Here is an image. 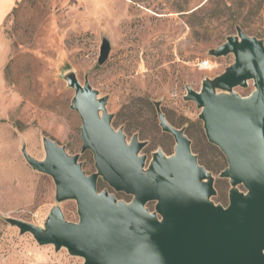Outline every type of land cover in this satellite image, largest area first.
Listing matches in <instances>:
<instances>
[{
  "label": "rangeland",
  "instance_id": "obj_1",
  "mask_svg": "<svg viewBox=\"0 0 264 264\" xmlns=\"http://www.w3.org/2000/svg\"><path fill=\"white\" fill-rule=\"evenodd\" d=\"M264 43V0H21L0 27V264H82L83 258L40 245L6 221L15 217L43 226L59 205L77 221L74 200L57 202L52 177L33 169L22 147L36 159L45 155L48 136L69 154H79L83 170L95 171L92 153L80 152V118L70 108L74 90L66 76L87 79L107 96L112 125L129 139L146 141L141 153L150 159L160 148L173 153L174 138L161 130L155 102L166 119L183 127L191 150L215 176L216 203L226 205L230 187L218 173L227 165L219 148L208 142L200 109L185 100L186 86L198 90L233 62V54L215 57L209 50L236 33V26ZM110 44L99 64L100 45ZM206 61V62H205ZM202 62V63H201ZM201 63V64H200ZM254 86L233 90L248 95ZM106 188L119 199L131 196ZM243 190L241 185L238 186ZM153 209V203L147 204Z\"/></svg>",
  "mask_w": 264,
  "mask_h": 264
},
{
  "label": "water",
  "instance_id": "obj_2",
  "mask_svg": "<svg viewBox=\"0 0 264 264\" xmlns=\"http://www.w3.org/2000/svg\"><path fill=\"white\" fill-rule=\"evenodd\" d=\"M235 29L209 50L215 57L231 53L233 62L213 78H203L200 89L187 85L183 95L200 109L208 142L225 156L227 165L218 177L230 184L226 205L212 199L215 176L199 163L184 128L173 126L158 102L161 130L175 143L173 153L157 148L147 159L141 153L146 141L136 133L128 139L121 127H113L107 96L70 73L66 82L74 90L70 108L81 122L80 152L91 151L95 171L87 174L78 153L69 154L48 136L42 138V159L25 147L21 151L33 169L52 177L57 202L75 201L78 220H67L55 205L43 226L15 217L6 221L40 245L82 257V264H264V43L238 25ZM109 52L104 39L97 62L102 64ZM249 80L254 88L248 95L233 90ZM99 178L131 199L98 190ZM148 202H154L153 209Z\"/></svg>",
  "mask_w": 264,
  "mask_h": 264
},
{
  "label": "crops",
  "instance_id": "obj_3",
  "mask_svg": "<svg viewBox=\"0 0 264 264\" xmlns=\"http://www.w3.org/2000/svg\"><path fill=\"white\" fill-rule=\"evenodd\" d=\"M20 1L21 0H0V27ZM3 64L4 59L0 56V69H2Z\"/></svg>",
  "mask_w": 264,
  "mask_h": 264
},
{
  "label": "flooded vegetation",
  "instance_id": "obj_4",
  "mask_svg": "<svg viewBox=\"0 0 264 264\" xmlns=\"http://www.w3.org/2000/svg\"><path fill=\"white\" fill-rule=\"evenodd\" d=\"M150 202H148L147 204H149ZM153 203V207H154V202H152ZM147 204H146V206H147Z\"/></svg>",
  "mask_w": 264,
  "mask_h": 264
},
{
  "label": "built area",
  "instance_id": "obj_5",
  "mask_svg": "<svg viewBox=\"0 0 264 264\" xmlns=\"http://www.w3.org/2000/svg\"><path fill=\"white\" fill-rule=\"evenodd\" d=\"M205 62H206V61H205ZM201 63H202V62H201ZM201 63H200V64H201Z\"/></svg>",
  "mask_w": 264,
  "mask_h": 264
}]
</instances>
